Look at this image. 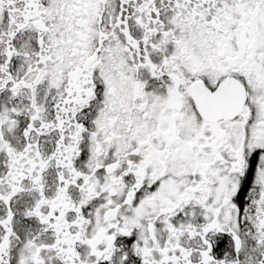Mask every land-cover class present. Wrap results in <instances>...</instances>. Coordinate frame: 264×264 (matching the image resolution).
<instances>
[{
	"label": "snow or ice",
	"instance_id": "obj_1",
	"mask_svg": "<svg viewBox=\"0 0 264 264\" xmlns=\"http://www.w3.org/2000/svg\"><path fill=\"white\" fill-rule=\"evenodd\" d=\"M0 264H264V0H0Z\"/></svg>",
	"mask_w": 264,
	"mask_h": 264
}]
</instances>
